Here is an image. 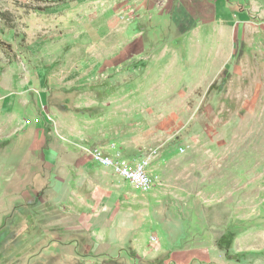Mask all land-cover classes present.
Listing matches in <instances>:
<instances>
[{
	"label": "rangeland",
	"instance_id": "1",
	"mask_svg": "<svg viewBox=\"0 0 264 264\" xmlns=\"http://www.w3.org/2000/svg\"><path fill=\"white\" fill-rule=\"evenodd\" d=\"M224 1L0 0V264H264V0Z\"/></svg>",
	"mask_w": 264,
	"mask_h": 264
},
{
	"label": "crops",
	"instance_id": "2",
	"mask_svg": "<svg viewBox=\"0 0 264 264\" xmlns=\"http://www.w3.org/2000/svg\"><path fill=\"white\" fill-rule=\"evenodd\" d=\"M253 1V0H250ZM209 2L213 5V13L210 17H217V19L221 22H226V20L231 19L232 17L237 16V18H239V16H241L240 12H235L232 11L229 7H227V3L224 0H209ZM181 3V0H177V3L175 5V10H174V17L177 18V13H176V7ZM190 13L191 16H196L195 11L194 10H187L185 11L180 17H182L183 15L187 16V14ZM1 100V99H0ZM7 100H11V112L10 114H4L2 115L1 113V117H2V124L3 123H7L6 126H10L11 128V133L9 135H4L2 140L8 141L9 138H15V140L19 143L20 141L23 140L29 136L31 138L30 141V149L33 150L32 153H34L35 148H37L38 146V139H39V135H40V130L39 128L31 125H25V119L24 118H19L18 119V115L16 113H14V111L17 108L22 109L23 111H26L27 114L28 111L26 110V106L21 107L19 106V101L16 99H13L12 97H4L2 98V101H7ZM22 103V102H21ZM25 108V109H24ZM4 108H2V111ZM12 116V118H11ZM20 117V116H19ZM19 135V138H18ZM10 136V137H8Z\"/></svg>",
	"mask_w": 264,
	"mask_h": 264
},
{
	"label": "built area",
	"instance_id": "3",
	"mask_svg": "<svg viewBox=\"0 0 264 264\" xmlns=\"http://www.w3.org/2000/svg\"><path fill=\"white\" fill-rule=\"evenodd\" d=\"M25 125H31V120H25ZM96 159L104 166L111 165L110 161L101 155L97 154ZM116 171L120 177L139 189L148 190L153 186L152 179L147 174L144 163H138L132 167L122 166L117 168Z\"/></svg>",
	"mask_w": 264,
	"mask_h": 264
}]
</instances>
